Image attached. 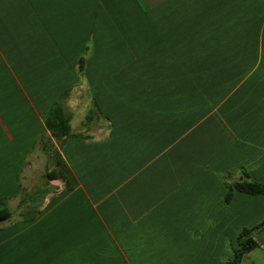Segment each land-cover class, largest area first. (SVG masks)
Here are the masks:
<instances>
[{
    "label": "crops",
    "instance_id": "crops-1",
    "mask_svg": "<svg viewBox=\"0 0 264 264\" xmlns=\"http://www.w3.org/2000/svg\"><path fill=\"white\" fill-rule=\"evenodd\" d=\"M66 92L85 136L55 144L71 190L46 178L55 160L35 142ZM33 162L49 182L32 194L49 193L37 220L0 224V264H229L238 231L264 221V197L226 203L224 179L264 184V0H0V200L13 210ZM256 241L241 264H264V230Z\"/></svg>",
    "mask_w": 264,
    "mask_h": 264
},
{
    "label": "trees",
    "instance_id": "trees-1",
    "mask_svg": "<svg viewBox=\"0 0 264 264\" xmlns=\"http://www.w3.org/2000/svg\"><path fill=\"white\" fill-rule=\"evenodd\" d=\"M82 66L80 71H82ZM70 96V92L64 93L52 106L45 124V131L49 136L43 138V148L45 152L55 160V167L48 170L46 178L49 180L60 181L64 184V189L71 190L73 187L71 175L68 168L59 154L58 147H62L64 142L74 137H85L82 134H75L72 132L71 122L72 114L66 106V101ZM85 117L84 127L90 129L92 125L98 124L100 121V111L97 104L94 102ZM58 147H56V145ZM242 181L233 179L232 175H225L226 195L225 202L230 203L233 199L235 192H241L252 196L264 197V184L252 181L245 172H241ZM49 193L48 190L42 191L38 196L43 195V199ZM34 196V197H35ZM29 197V196H28ZM24 198L20 203V207L26 205L23 209H19L18 217L24 221H33L36 216L31 214L32 205L30 199ZM42 199V201H43ZM41 201V202H42ZM16 213L9 206V201L6 199L0 200V224L10 221ZM264 230V221L254 228H242L238 231L237 249L233 251V259L229 264H241L246 256L259 248L260 245L256 241V235Z\"/></svg>",
    "mask_w": 264,
    "mask_h": 264
},
{
    "label": "rangeland",
    "instance_id": "rangeland-1",
    "mask_svg": "<svg viewBox=\"0 0 264 264\" xmlns=\"http://www.w3.org/2000/svg\"><path fill=\"white\" fill-rule=\"evenodd\" d=\"M81 93L80 92H77V94L75 95V98L74 100L72 101L71 103V106L73 107V109H81V103H82V100H81ZM82 111H84V109H81ZM35 131H30V134L28 135L29 138H33L35 136ZM38 137H36V141H38L39 139H42L44 138V133H41L39 132L38 133ZM37 135V134H36ZM51 163V162H50ZM51 164L48 165V167H52ZM31 170H33V172H31V176H32V182L31 183H34L33 187H31V189H27L26 192H28L30 194V196L28 197V200L30 199V202H31V205H32V208L31 209L32 213L34 216H36L35 220H37L40 216H41V201L43 199V195L41 196H38V195H33L32 193L42 189L45 185L48 184V180L46 178H44V173H43V169L41 170V163L39 165H36L34 162L32 163L31 165ZM41 173L43 175H41ZM26 174H24L25 176ZM42 176V177H41ZM53 189H58V187H55L53 186ZM35 196V197H34ZM15 214L13 220L16 221V218L18 217V211L19 209H15L13 210Z\"/></svg>",
    "mask_w": 264,
    "mask_h": 264
}]
</instances>
